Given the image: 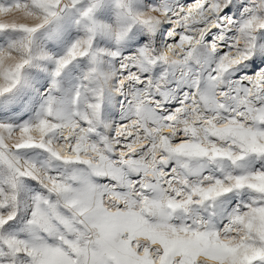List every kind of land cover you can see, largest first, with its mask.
Returning <instances> with one entry per match:
<instances>
[{
  "label": "snow or ice",
  "instance_id": "6c2138e0",
  "mask_svg": "<svg viewBox=\"0 0 264 264\" xmlns=\"http://www.w3.org/2000/svg\"><path fill=\"white\" fill-rule=\"evenodd\" d=\"M0 264H264V0H0Z\"/></svg>",
  "mask_w": 264,
  "mask_h": 264
}]
</instances>
